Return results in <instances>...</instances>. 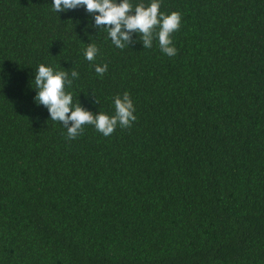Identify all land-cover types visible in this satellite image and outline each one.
<instances>
[{"label":"trees","instance_id":"16d2710c","mask_svg":"<svg viewBox=\"0 0 264 264\" xmlns=\"http://www.w3.org/2000/svg\"><path fill=\"white\" fill-rule=\"evenodd\" d=\"M52 3L0 0V264H264V0H159L171 57ZM40 64L94 115L127 92L136 120L69 139Z\"/></svg>","mask_w":264,"mask_h":264},{"label":"clouds","instance_id":"9594fccd","mask_svg":"<svg viewBox=\"0 0 264 264\" xmlns=\"http://www.w3.org/2000/svg\"><path fill=\"white\" fill-rule=\"evenodd\" d=\"M52 6L56 13L85 6L88 13L94 14L95 27L106 28L112 43L117 48L123 49L128 46L132 34L138 33L144 48L152 47L155 36L163 53L170 57L177 54L170 36L179 30L181 14L175 11L170 14L160 12L159 0H152L147 7L141 3L135 8L129 0H119V2L117 0H53ZM156 27H159V31L154 33ZM97 53V46L94 43L88 44L85 58L90 62L94 61ZM106 71L107 64L95 66V72L99 75H103ZM71 77H78V73L72 70ZM66 84L69 87L72 84L68 71H54L44 64L38 66L35 75V89H37L35 102L48 109L51 120L62 122L67 129L69 139H75L83 131L85 124L93 125L107 137L115 131L118 124L123 128H129L136 120L135 108L127 92L123 96L117 95L114 98L113 116L110 117L102 112L94 115L80 103L73 105L72 94L65 91Z\"/></svg>","mask_w":264,"mask_h":264}]
</instances>
